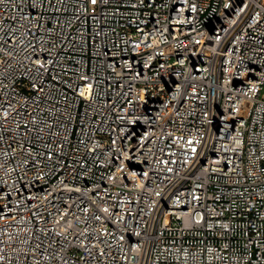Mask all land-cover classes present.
<instances>
[{
  "label": "built area",
  "instance_id": "obj_1",
  "mask_svg": "<svg viewBox=\"0 0 264 264\" xmlns=\"http://www.w3.org/2000/svg\"><path fill=\"white\" fill-rule=\"evenodd\" d=\"M0 264H264V0H0Z\"/></svg>",
  "mask_w": 264,
  "mask_h": 264
}]
</instances>
